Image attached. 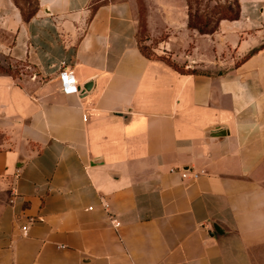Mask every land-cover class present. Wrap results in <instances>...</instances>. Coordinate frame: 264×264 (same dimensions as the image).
Here are the masks:
<instances>
[{"label":"crops","instance_id":"0c3cea01","mask_svg":"<svg viewBox=\"0 0 264 264\" xmlns=\"http://www.w3.org/2000/svg\"><path fill=\"white\" fill-rule=\"evenodd\" d=\"M155 1L194 71L136 0H0V264H264V0L211 34Z\"/></svg>","mask_w":264,"mask_h":264},{"label":"rangeland","instance_id":"374dc122","mask_svg":"<svg viewBox=\"0 0 264 264\" xmlns=\"http://www.w3.org/2000/svg\"><path fill=\"white\" fill-rule=\"evenodd\" d=\"M16 7L19 9L21 16L23 18L28 17L36 8L37 0H12ZM183 2L184 8H187V0H181ZM137 2V20H138V30H137V40L138 45L142 52L148 56H156L153 48L156 46L158 39H162L163 35H155L152 33L153 28L148 25L147 22V11L150 6L158 7L159 5L155 0H136ZM192 11L205 18H210L211 25L216 21V18L221 14H233L236 11V0H191ZM210 25V26H211ZM155 33V32H154ZM153 37V38H152ZM158 56L164 57L165 59L172 62L165 54H160ZM15 67L0 64L1 70H8L11 73L19 72V69L26 70L24 65L19 63L15 64Z\"/></svg>","mask_w":264,"mask_h":264},{"label":"trees","instance_id":"16d2710c","mask_svg":"<svg viewBox=\"0 0 264 264\" xmlns=\"http://www.w3.org/2000/svg\"><path fill=\"white\" fill-rule=\"evenodd\" d=\"M236 7H237L236 11L233 14H228V15L221 14L219 17L216 18V21L213 22V25H211L210 24L211 23L210 18H205V17H203V16H201V15H199L197 13H193L191 0H187V8H188V10H187V15H188L187 27L188 28H192V29H196L200 34H211L217 29L220 20H222V19H227V20L238 19L239 13H240V6H239L238 0H236ZM37 8H38V2H37V5H36V8L34 9V11L28 17L23 18V16H22L23 20L24 21H28L35 14ZM140 50H141V48H140ZM141 52H142V50H141ZM144 55H146V54H144ZM146 56H148V55H146ZM148 57L160 58L164 62H166L168 65H170L171 67H173L174 69H176L178 71H181V72L194 71V70L184 69V67L179 66L173 60H172V62H170L169 60L165 59L164 57H161V56H158V55H156V56H148ZM0 71L11 73L8 70H1L0 69Z\"/></svg>","mask_w":264,"mask_h":264},{"label":"built area","instance_id":"2783aa9c","mask_svg":"<svg viewBox=\"0 0 264 264\" xmlns=\"http://www.w3.org/2000/svg\"><path fill=\"white\" fill-rule=\"evenodd\" d=\"M61 70L59 71V79L61 82V91L66 94H78L80 93V87L75 81L73 71L65 67V62H60ZM110 223L114 227L119 226V221L116 218H110ZM27 226H22L24 232L26 231Z\"/></svg>","mask_w":264,"mask_h":264},{"label":"water","instance_id":"95a60500","mask_svg":"<svg viewBox=\"0 0 264 264\" xmlns=\"http://www.w3.org/2000/svg\"><path fill=\"white\" fill-rule=\"evenodd\" d=\"M215 228L217 229V227L215 226Z\"/></svg>","mask_w":264,"mask_h":264}]
</instances>
